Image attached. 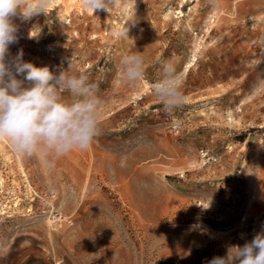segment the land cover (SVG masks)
Wrapping results in <instances>:
<instances>
[{"label":"rangeland","instance_id":"rangeland-1","mask_svg":"<svg viewBox=\"0 0 264 264\" xmlns=\"http://www.w3.org/2000/svg\"><path fill=\"white\" fill-rule=\"evenodd\" d=\"M45 11L15 21L9 52L87 73L101 131L53 168L0 140V264H206L264 229V0ZM128 22L129 37L110 34ZM132 53L145 60L136 87L120 75ZM162 58L183 77L186 102L171 112L151 88Z\"/></svg>","mask_w":264,"mask_h":264},{"label":"clouds","instance_id":"clouds-1","mask_svg":"<svg viewBox=\"0 0 264 264\" xmlns=\"http://www.w3.org/2000/svg\"><path fill=\"white\" fill-rule=\"evenodd\" d=\"M94 13L119 8L127 13L128 0H83ZM50 0H36L28 5L22 0H0V140H7L21 157L47 158L46 166L73 150L86 151L100 135L101 100L97 86L87 73H74L70 66L54 74L48 66H36L23 59V50L9 52L18 43L17 19L24 22L45 14ZM128 22L113 26L110 34L119 39L129 37ZM159 79L151 84L153 94L166 112L182 107L186 102L183 77L172 59H161ZM145 60L139 53L122 56L120 75L133 87L146 78ZM22 77V79H18ZM69 93L65 98L62 93ZM123 166V162H121ZM206 264H264V229L242 246L228 249L226 256H214Z\"/></svg>","mask_w":264,"mask_h":264}]
</instances>
